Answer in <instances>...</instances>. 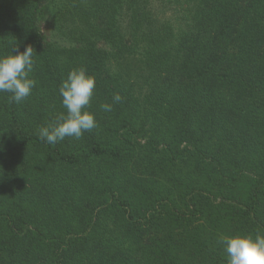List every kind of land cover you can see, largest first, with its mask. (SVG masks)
Instances as JSON below:
<instances>
[{"label":"trees","instance_id":"1","mask_svg":"<svg viewBox=\"0 0 264 264\" xmlns=\"http://www.w3.org/2000/svg\"><path fill=\"white\" fill-rule=\"evenodd\" d=\"M161 1L163 5L170 3L176 22L156 19L143 6L146 0H0V54L23 52L31 45V77L36 81L31 92L34 103L30 98L26 103H9L11 94L0 92V264H124L127 257L120 249L134 243L141 244L142 255L145 253L150 264H184L150 230L159 218L141 215L135 206L125 204L127 189L118 174L113 177L100 164L104 158L114 163L124 155H134L133 142L117 136L72 144L64 139L50 145L38 138L35 127L26 124L57 116L62 105L58 89L71 70L65 59L70 54L87 61L88 74L96 73L93 76L96 89L102 93V103L112 102L114 89L123 94L127 80L121 79L118 89L113 84L112 89L105 88L107 83L102 87L99 74L108 58L146 61L145 70L154 80L161 79L158 90L163 94L159 104L168 106V93L164 91L169 86L176 88L171 102L176 103L173 108L185 122L182 135L190 142L191 156L203 162V176L200 180L195 173L182 180L177 187L180 202L167 204V217L177 220L179 211L185 208L190 227L195 225L192 216L226 215L250 227L246 229L249 234L264 233V217L256 195L249 187V194L242 198L240 184L236 185L239 178L264 165L257 162L254 147L249 156L244 153L247 151L235 150L252 131L264 129V0ZM47 9L60 27L63 24L69 28L71 47H52L44 36L42 25ZM114 81L117 83V78ZM113 108L120 107L114 104ZM38 123L46 125L44 120ZM38 149L63 168L65 213L83 212L76 225L68 214L57 223L50 217L48 224L40 221L36 216H42V211L27 203L34 181H40L38 176L44 171L30 161L33 154L29 151ZM182 155L177 150L170 161L175 164ZM231 179H236L232 185ZM77 181L92 195L90 202L83 201L80 206L68 191V183ZM185 192L191 193L184 198ZM111 194L116 199L112 200ZM166 195L170 197L172 191ZM102 210L110 212L126 230L119 238L95 233L96 228L104 227ZM147 210L153 209L148 206ZM36 221L40 226L33 229ZM213 236L209 232L201 241L196 238L201 247L195 257L203 254L199 262L226 264L223 246L213 245ZM108 246L113 252L107 255ZM132 262L133 259L129 264Z\"/></svg>","mask_w":264,"mask_h":264},{"label":"rangeland","instance_id":"2","mask_svg":"<svg viewBox=\"0 0 264 264\" xmlns=\"http://www.w3.org/2000/svg\"><path fill=\"white\" fill-rule=\"evenodd\" d=\"M148 1L146 0L143 6L155 14L156 19L163 21L169 18L173 22L177 21L176 14L174 9H171L170 3L163 5L161 0H151L148 4ZM44 18L42 32L48 39V42H50V45L55 48L71 47L73 43L70 42L67 33L69 28L63 24H60L62 25L60 27L56 22L54 14L49 9L45 10ZM65 59L68 67H71V69L81 67L86 69L89 66L87 61L83 57H80V55L73 56L70 54V57ZM104 64L105 67L99 74V81L101 85L103 84V88L104 83H107V87L105 88L112 89L111 85L113 84L114 88L118 89L121 85V79H127L123 94L119 91L122 97L121 102L118 103L120 108L118 110L113 108V111L108 113L104 112L100 107L102 104L101 101L103 100L102 93L95 87L91 103L87 110L94 114L98 127L92 132H85L79 140L71 137H66L65 140L72 144L75 141L81 142L82 140L101 137L117 138L118 136L133 142L135 146L134 155H124L122 159L119 161L115 160L114 163H110L112 161L110 158H104L100 161L102 168L107 173H112L113 177H116V174H118V180L127 189V193L124 195L125 204L127 202L128 206H135V209L139 210L141 215L153 214V216L159 218V221L157 219L158 223L156 226L151 227L150 230L153 229L155 234L161 238L163 247L165 245L169 246L170 254L184 264H206L204 261L199 262L203 254H201V257H195V254L201 247L196 238H199V241H201L210 232L214 233L213 238L215 237V240L211 241V243L213 242V245L221 244L220 237L222 235L249 234L247 230L250 227H247L244 223L236 222L230 216L220 215L215 218L208 216L195 218L192 216V223L195 224L192 228L190 227L191 225H188L190 223H188L189 221L185 217V212H187L185 208L179 211L180 215L178 214L177 220L166 216L167 204L178 205L180 202H178L179 197L177 194L179 190L177 187L181 186L182 180L185 181L186 178L195 173L199 174L200 180L203 176V170L201 168L203 162L201 160V162H197L199 158L191 156L192 150L190 142L182 135L185 131L182 124L185 122L178 115V111L175 112L173 108V106H177L176 103L171 102V97L176 92V88L169 86L167 87V91H164L168 93V99L166 100V103H169L168 106L165 103L159 104V96L163 94V92L159 93L160 90H158L160 87L158 86V82L161 79L159 81L154 80L152 74H149L145 70L147 65L146 61H138L136 59L122 61L120 58H108L104 60ZM189 69L187 68L185 72H180H183V75L186 76L188 75L187 72ZM95 74V72L89 71V75L93 76ZM169 74L172 73L170 72ZM116 78L117 83L114 81ZM129 84H131L130 89ZM114 93H117L115 89ZM32 95L33 93L24 102L26 103L30 98L31 102L34 103ZM129 95L131 96L127 99ZM92 102H95L96 106ZM48 103L51 108L55 110L60 109L58 113L66 111L63 105L56 109L55 104L52 102ZM121 115H123L122 118H120ZM44 116H46L45 113ZM40 120L46 121L45 124L47 125L55 119L38 118V120L28 121L26 124L33 128L35 127L38 131L41 127L38 123ZM219 129H223V126ZM263 131L264 129L262 128L252 131L249 139L241 144L238 143L235 150L238 148L240 151H247L244 153L249 156L248 152L254 147L258 155V158L256 157L258 159H256L257 162L260 160L264 165ZM244 136L246 137L248 135L245 134ZM177 150L183 153L182 159H176V163L173 164L170 158ZM31 153L33 154V158L30 160L33 161L32 165L43 167L42 169H44L40 173L41 175L38 176L40 181H34L35 185L30 189L27 202L30 207L39 208L43 213L42 216H45V219H42V216L37 213L36 219L40 221L45 220L44 222L48 224L50 223V217L52 222L57 223L58 220L62 219L64 214H68L69 220L76 225L81 218V213L83 215V212H78L77 215L74 212L65 213L67 210H65L62 201V177L64 178L65 176L63 168L58 166L51 156L44 154L43 150L38 149L35 152L29 151V154ZM260 169H264V167L261 166L258 170L255 168L250 173L248 172L244 177L239 178V182L236 185L240 184V196L242 198L248 195L252 189L253 194L256 195L255 198L257 197L259 212L264 217V172L259 171ZM240 171L237 170L236 172L239 173ZM37 175H39L38 172ZM38 177L36 178L38 179ZM232 180L236 179L229 180L230 185L234 183ZM235 186L233 187L235 188ZM249 187L251 189H248ZM68 191L69 195L79 206L83 201L90 202L92 200V195L89 194L80 181L68 183ZM169 191H172V195L167 197L166 194ZM191 192H185L184 198L189 196ZM109 197L112 200L113 198L116 199V196L113 194ZM126 198H128L127 201ZM148 206L153 210L150 212L148 210L146 211ZM100 213L103 217L102 222L104 227L96 228L95 233H102L105 236L119 238L120 234L126 231L114 220L110 212L102 210ZM33 224L36 226H33V229L40 226L37 221ZM214 229L219 231H215ZM110 249H112L110 246L106 248L107 255L113 252ZM120 250L127 257V261L124 264H129L132 259V264H150L148 257H144L145 253L142 255L143 248L141 244L134 243L129 247L127 244Z\"/></svg>","mask_w":264,"mask_h":264},{"label":"clouds","instance_id":"3","mask_svg":"<svg viewBox=\"0 0 264 264\" xmlns=\"http://www.w3.org/2000/svg\"><path fill=\"white\" fill-rule=\"evenodd\" d=\"M34 49L31 45L23 52L0 54V92L10 93L9 103L26 100L36 81L31 77L34 69ZM95 77L84 68L71 69L59 85L61 103L66 110L58 113L55 120L39 128L37 136L50 145L66 137L79 140L85 132H92L98 123L88 111L94 90ZM122 97L114 93L111 103H102L101 109L108 113ZM220 243L226 256V264H264V233L222 235Z\"/></svg>","mask_w":264,"mask_h":264}]
</instances>
